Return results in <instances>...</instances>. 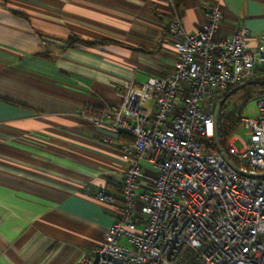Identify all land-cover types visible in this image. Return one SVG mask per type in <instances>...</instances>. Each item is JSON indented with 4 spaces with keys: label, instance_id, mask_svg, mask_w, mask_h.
<instances>
[{
    "label": "crops",
    "instance_id": "0c3cea01",
    "mask_svg": "<svg viewBox=\"0 0 264 264\" xmlns=\"http://www.w3.org/2000/svg\"><path fill=\"white\" fill-rule=\"evenodd\" d=\"M218 1L225 28L264 33V0H0V264H76L116 216L99 202L132 154L84 107L162 76L177 55L167 31H193Z\"/></svg>",
    "mask_w": 264,
    "mask_h": 264
},
{
    "label": "built area",
    "instance_id": "2783aa9c",
    "mask_svg": "<svg viewBox=\"0 0 264 264\" xmlns=\"http://www.w3.org/2000/svg\"><path fill=\"white\" fill-rule=\"evenodd\" d=\"M177 19L167 25L177 55L164 75L121 87L119 106L80 111L129 135L122 147L132 157L118 194H94L116 216L76 264H264V94L224 150L216 131L221 97L264 67V33L251 47L246 30L225 28L218 1L193 31Z\"/></svg>",
    "mask_w": 264,
    "mask_h": 264
},
{
    "label": "trees",
    "instance_id": "16d2710c",
    "mask_svg": "<svg viewBox=\"0 0 264 264\" xmlns=\"http://www.w3.org/2000/svg\"><path fill=\"white\" fill-rule=\"evenodd\" d=\"M183 0H173L175 4V8L178 9L180 5L182 4ZM264 71V67H258L256 69V73ZM253 79V77L251 78ZM241 99L243 101L253 98L254 96H259L264 94V83H258V82H253V83H248L245 85H242L241 88ZM234 93V92H233ZM232 93V94H233ZM220 112L218 114V122L216 125V131H217V136H218V143H220V148L224 150L227 148L228 145V140L231 137L232 134H234L237 131H240L241 126H242V113L241 110L236 111V110H231L230 112L226 111V105L225 102L221 105ZM124 135V134H123ZM127 136L128 138L131 139L129 135H124ZM200 138V140L203 142L204 147L206 148H213L216 150L215 146L208 144L203 138ZM117 191L116 193L120 192V186H117L115 188Z\"/></svg>",
    "mask_w": 264,
    "mask_h": 264
},
{
    "label": "rangeland",
    "instance_id": "374dc122",
    "mask_svg": "<svg viewBox=\"0 0 264 264\" xmlns=\"http://www.w3.org/2000/svg\"><path fill=\"white\" fill-rule=\"evenodd\" d=\"M253 78L264 80V71L255 73ZM256 100L257 96H254L253 98L243 101L241 99V90L238 89L225 101V105L227 106L226 111L230 112L231 110H241L242 116L254 117L258 112ZM244 133L245 130L240 129L239 134L244 135ZM234 143L237 148L242 147V144L240 142L236 141Z\"/></svg>",
    "mask_w": 264,
    "mask_h": 264
},
{
    "label": "water",
    "instance_id": "95a60500",
    "mask_svg": "<svg viewBox=\"0 0 264 264\" xmlns=\"http://www.w3.org/2000/svg\"><path fill=\"white\" fill-rule=\"evenodd\" d=\"M253 82H258V83H264V80L262 79H249L246 81L241 82L240 84L231 87L227 92H225V94L221 97V99L219 100L218 104H217V112H216V117H218V114L220 112L221 109V105L229 98V96L235 92L236 90H238L239 88H241L242 85L248 84V83H253Z\"/></svg>",
    "mask_w": 264,
    "mask_h": 264
}]
</instances>
